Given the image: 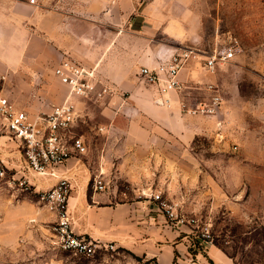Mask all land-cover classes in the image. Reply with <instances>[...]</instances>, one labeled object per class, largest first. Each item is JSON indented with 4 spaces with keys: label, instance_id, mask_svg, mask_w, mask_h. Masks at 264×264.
<instances>
[{
    "label": "rangeland",
    "instance_id": "rangeland-1",
    "mask_svg": "<svg viewBox=\"0 0 264 264\" xmlns=\"http://www.w3.org/2000/svg\"><path fill=\"white\" fill-rule=\"evenodd\" d=\"M45 1L36 0L43 12L49 7ZM94 1L67 0L65 7L70 14L82 15L83 21L72 19V23L99 43L107 39L106 32H117L134 38L135 46L146 40L150 46L164 42L171 48L208 53L220 45L237 46L230 62L214 72L201 68L207 77L189 82L182 90L192 109L219 98L217 112L202 115L212 119L207 133L183 148L167 142L158 153L174 162L173 177H151L152 185L141 189L137 200L145 199L143 193H162L185 220L180 226L192 237L202 238L208 229L209 240L237 264H264V223L260 220L264 213V0H120V8L108 18H104V7L88 11ZM59 9L65 11L63 4ZM48 77L45 86L31 70L0 73V96L30 113H36L38 106L61 103L59 82ZM114 92L123 100L130 94ZM100 103L80 101L82 118L73 128L78 135L89 134L91 144L99 139L98 126L106 124ZM87 113L89 119H85ZM116 143L121 148L125 141L120 137ZM239 169L243 177H253L250 185H244L253 193L242 191L226 202L213 198L206 179L213 178L221 188L222 178L239 177ZM92 179L88 184L93 191ZM105 181L107 191H117L118 203L133 200L132 187L123 177ZM52 225L51 214L37 197L27 198L0 180V264H160L157 257L124 247L98 250L91 257L64 251L57 245Z\"/></svg>",
    "mask_w": 264,
    "mask_h": 264
},
{
    "label": "crops",
    "instance_id": "crops-1",
    "mask_svg": "<svg viewBox=\"0 0 264 264\" xmlns=\"http://www.w3.org/2000/svg\"><path fill=\"white\" fill-rule=\"evenodd\" d=\"M112 1L113 5H108ZM45 2L49 7L43 12L36 2L0 0V73L12 75L13 72L31 70L39 83L46 86L49 74L51 79H57L55 67L63 61H71L87 68L96 67L101 82L117 92L130 93L124 100L114 94L100 103L105 108L101 111V118L106 119V124L98 126L95 132L99 139L91 144L89 134H80L89 146L88 153L56 169L58 177L67 175L72 179L74 191L69 210L75 232L103 245L113 243L116 247L157 257L160 264H237L215 244L206 246L202 241L197 242L198 236L192 237L187 229L168 220L151 199L137 200L141 189L146 190L152 185L151 177H160L159 180L173 177L174 162L158 151L166 148L167 142L182 148L192 144L196 137L207 133L212 120L188 112L193 107L189 106L185 91L161 97L155 87L140 80L141 67L157 68L176 49L164 42L150 46L146 40H139L135 46L134 38L118 36L117 32L114 35L106 32L107 39L99 43L72 23V19L81 22L83 17L70 14V9L65 7L67 0ZM119 3L120 0H95L88 11L104 7V18H108L109 14H116ZM60 4L65 11L59 9ZM201 68L205 69L199 60H191L182 69L180 79L185 87L189 82L207 77ZM59 83L62 102L67 89ZM49 99L48 95L47 101ZM50 110L51 105L38 106L36 113ZM86 118H90V113ZM120 137L125 141L121 148L116 143ZM0 157L13 166L21 162L16 146L6 139H0ZM241 172L239 169V177H223L221 188L216 187L213 178L214 183L206 179L212 187L211 196L229 201L233 195L241 196L242 191L250 189L253 193L248 186L244 188V185H250L253 177H243ZM97 175H102L104 180L123 177L132 187L133 200L118 203L115 190L92 191L88 183ZM29 177L37 190L49 189L57 183V178L35 174ZM2 181L10 186L6 180ZM11 188L24 193L27 198H36L32 192ZM47 210L54 224L56 214ZM260 220L264 223V213ZM199 242L200 247H197Z\"/></svg>",
    "mask_w": 264,
    "mask_h": 264
},
{
    "label": "built area",
    "instance_id": "built-area-1",
    "mask_svg": "<svg viewBox=\"0 0 264 264\" xmlns=\"http://www.w3.org/2000/svg\"><path fill=\"white\" fill-rule=\"evenodd\" d=\"M30 2L35 4L36 0ZM236 52L235 44L217 46L209 53L198 48H177L157 68L141 67L139 77L146 85L155 87L159 96L165 97L185 88L180 73L189 61L199 60L207 71L214 72L218 66L230 62ZM54 75L66 87L67 94L61 103L51 106L49 112L31 114L16 108L8 97L0 96V139L13 143L21 157V162L16 166L0 157V180H6L11 187L32 192L40 203L56 214L57 220L52 225V232L60 249L91 257L98 250H115L116 246L113 243L103 245L91 237L75 232L74 220L69 210V201L74 191L72 179L67 175L58 177L56 169L89 151L86 140L73 129L82 118L78 110L80 101L102 102L115 92L100 81L96 67L87 68L71 61H63L55 67ZM219 105V98L216 97L212 99V103H201L188 112L210 116L217 112ZM30 174L57 178V183L49 189L37 190L30 180ZM92 184L96 192L105 191L108 186L102 175L94 176ZM142 196L154 201L159 211L171 222L179 226L185 223L174 205L162 193H143ZM202 237L205 242H212L209 240L208 229L202 232Z\"/></svg>",
    "mask_w": 264,
    "mask_h": 264
},
{
    "label": "flooded vegetation",
    "instance_id": "flooded-vegetation-1",
    "mask_svg": "<svg viewBox=\"0 0 264 264\" xmlns=\"http://www.w3.org/2000/svg\"><path fill=\"white\" fill-rule=\"evenodd\" d=\"M202 238H203V237H202ZM202 238H201V237H197V239H196L197 242H198V241L205 242V240H203L204 238H203V239H202ZM198 246L200 247V242L197 244V247H198Z\"/></svg>",
    "mask_w": 264,
    "mask_h": 264
},
{
    "label": "water",
    "instance_id": "water-1",
    "mask_svg": "<svg viewBox=\"0 0 264 264\" xmlns=\"http://www.w3.org/2000/svg\"><path fill=\"white\" fill-rule=\"evenodd\" d=\"M205 243V245L207 246V245H212L213 244V242H204Z\"/></svg>",
    "mask_w": 264,
    "mask_h": 264
}]
</instances>
